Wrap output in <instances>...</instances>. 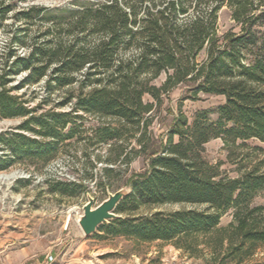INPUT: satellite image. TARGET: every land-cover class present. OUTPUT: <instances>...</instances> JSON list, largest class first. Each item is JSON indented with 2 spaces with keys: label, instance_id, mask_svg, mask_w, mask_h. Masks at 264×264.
<instances>
[{
  "label": "trees",
  "instance_id": "1",
  "mask_svg": "<svg viewBox=\"0 0 264 264\" xmlns=\"http://www.w3.org/2000/svg\"><path fill=\"white\" fill-rule=\"evenodd\" d=\"M223 7L232 25L220 32ZM12 9L10 0H0V30L10 26L0 49V116L23 120L19 131L0 133L8 151L0 155V170L16 161L40 169L62 140L74 136L109 144V156L96 155L106 163L105 175L142 155L146 166L128 176L129 191L116 207L119 217L100 225L105 234L137 244L171 242L190 256H201L203 244V264H249L264 248V206L252 204L264 188V160L231 177L206 159L204 145L217 137L225 144L251 138L264 143V0H73L68 6ZM8 17L13 22L7 24ZM162 73L157 86L152 81ZM19 74V82L8 87ZM39 82L45 96L30 106ZM178 86L185 92L181 99L215 94L224 102L215 120L207 109L190 118L174 113L165 140L156 143L149 129L152 113L161 95ZM11 89L23 91L12 95ZM55 92L63 96L52 102ZM144 94L155 103L143 100ZM78 111L114 120L97 121L84 135ZM51 188L77 195L87 185L56 180ZM169 203L181 206L134 213ZM228 210L231 220L222 225Z\"/></svg>",
  "mask_w": 264,
  "mask_h": 264
},
{
  "label": "rangeland",
  "instance_id": "2",
  "mask_svg": "<svg viewBox=\"0 0 264 264\" xmlns=\"http://www.w3.org/2000/svg\"><path fill=\"white\" fill-rule=\"evenodd\" d=\"M10 1L13 3L12 11H16L30 4L68 6L73 0ZM13 20V17H8L6 23H11ZM218 22L220 32L232 25L229 12L225 7L219 11ZM9 33L10 26L0 30V49ZM260 37L264 41V25L260 28ZM17 51L24 54L26 47H19ZM21 77L22 74L16 75L8 83V87L11 88L17 84ZM164 77L162 73L152 82L159 86ZM34 89L36 94L29 101L30 106L38 103L45 96L42 82L37 83ZM22 91L23 89H11L10 94L21 95ZM184 93L178 86L168 94L161 95V102L154 108L153 119L149 125L156 143L165 140L173 114L179 110L190 118L195 111L207 109L209 117L212 120L217 119L216 107L224 102L223 95L201 94L195 100L181 99ZM28 95L31 96L28 93L24 97ZM62 96L63 92H55L51 100L56 102ZM143 100L155 103L149 94H144ZM47 108L48 106L44 105V108L39 111ZM68 108L66 106L57 110ZM77 113L83 116L84 135L90 133V127L97 121L114 120L112 117H99L80 111ZM22 120L21 116H0V133L19 131L16 127ZM23 132L32 137L36 136L28 131ZM174 139H177L176 135ZM130 141V145L138 149V144L133 137H130ZM109 148L108 143L90 144L86 139H78L74 136L62 140L56 155L40 169L33 164L16 161L0 170V174L13 172L15 174L8 180H0V264L204 263V258L208 257V251L203 244L198 246L201 249L199 253L201 256H190L187 251L175 247L171 242L151 241L137 244L123 236H107L100 225L89 235L83 233L77 219L88 195L93 197L96 205L104 200L108 193L120 188L129 189L126 184L128 176L132 171H141L146 166V160L142 155L136 156L128 165L123 162L114 165L112 173L105 175L101 168L106 163L99 162L96 155L101 158L109 156ZM204 148L206 159L211 163H219V169L231 177L237 176L244 169V165L264 160V143L257 139H247L244 144H241L239 140L235 144H225L221 137H217L205 143ZM2 153H8V151L0 144V155ZM56 180H80L87 185V188L77 195L61 193L51 188L52 182ZM99 181L101 184H98ZM252 204L264 206V188L254 195ZM180 206L181 204L169 203L141 208L134 213L159 209L173 210ZM230 220L231 210H228L221 217L220 223L224 225ZM247 262L264 264V248L257 249Z\"/></svg>",
  "mask_w": 264,
  "mask_h": 264
},
{
  "label": "water",
  "instance_id": "3",
  "mask_svg": "<svg viewBox=\"0 0 264 264\" xmlns=\"http://www.w3.org/2000/svg\"><path fill=\"white\" fill-rule=\"evenodd\" d=\"M128 189L120 188L108 193L107 197L98 204H94L93 197H87L82 205V212L79 214L77 222L85 235L95 232L102 223L119 217L116 207L120 200L128 193Z\"/></svg>",
  "mask_w": 264,
  "mask_h": 264
},
{
  "label": "bare ground",
  "instance_id": "4",
  "mask_svg": "<svg viewBox=\"0 0 264 264\" xmlns=\"http://www.w3.org/2000/svg\"><path fill=\"white\" fill-rule=\"evenodd\" d=\"M14 176H15L14 172L11 174H0V180H8Z\"/></svg>",
  "mask_w": 264,
  "mask_h": 264
}]
</instances>
